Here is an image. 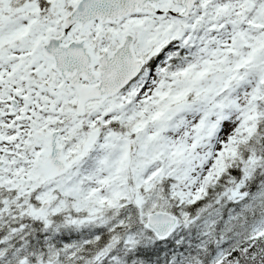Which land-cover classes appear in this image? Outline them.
<instances>
[{
	"label": "snow or ice",
	"instance_id": "1",
	"mask_svg": "<svg viewBox=\"0 0 264 264\" xmlns=\"http://www.w3.org/2000/svg\"><path fill=\"white\" fill-rule=\"evenodd\" d=\"M0 264H264V0H0Z\"/></svg>",
	"mask_w": 264,
	"mask_h": 264
}]
</instances>
